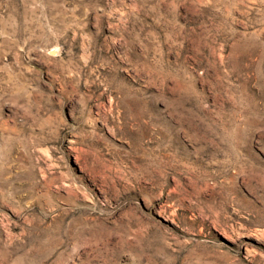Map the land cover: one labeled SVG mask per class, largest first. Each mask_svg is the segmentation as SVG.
Masks as SVG:
<instances>
[{
	"label": "rangeland",
	"instance_id": "rangeland-1",
	"mask_svg": "<svg viewBox=\"0 0 264 264\" xmlns=\"http://www.w3.org/2000/svg\"><path fill=\"white\" fill-rule=\"evenodd\" d=\"M0 264H264V0H0Z\"/></svg>",
	"mask_w": 264,
	"mask_h": 264
}]
</instances>
